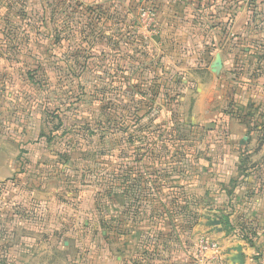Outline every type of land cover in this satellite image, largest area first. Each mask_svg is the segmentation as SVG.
Masks as SVG:
<instances>
[{
  "label": "rangeland",
  "instance_id": "rangeland-1",
  "mask_svg": "<svg viewBox=\"0 0 264 264\" xmlns=\"http://www.w3.org/2000/svg\"><path fill=\"white\" fill-rule=\"evenodd\" d=\"M175 4L171 0H0V264H64L72 251L90 246L103 250V239L117 236L101 221L118 220V225L111 222L117 226L114 230L132 235L131 219L143 221L150 214L145 212L150 203L136 200L142 190L124 189L134 177V168L142 166L141 171L150 174L158 164L152 169L146 160L133 163V147H127L120 160L109 154L116 148L113 135L120 120L132 130H141L143 139L136 146H145L152 136L161 146L174 132L168 128L174 116L178 124L195 128L205 145L202 162L207 161V142L216 140L212 125L217 129L222 124L221 109L199 121L195 110L201 88L208 86L212 52L204 46L211 20H186L181 15L184 4ZM170 11L179 12V20ZM144 13L154 17L152 26ZM121 19L125 26L130 24L129 29L121 30ZM174 21L195 22L193 35L176 32ZM133 29L141 39L126 35ZM132 41L139 43L134 45L137 49L125 47ZM235 52L225 50L226 61L231 59L227 80L219 77L225 110L234 87L246 89L248 78L264 88V50L249 49L238 56ZM96 95L105 96V102L98 104ZM46 112H57L65 122L53 134L58 119L52 120ZM102 123L107 130L103 142L97 137ZM154 154L165 153L157 147ZM118 175L126 184L122 190H102L103 185L115 187ZM211 175L202 181L213 184ZM199 185L200 181L194 187ZM135 207L142 214L135 215ZM204 234L215 237L209 230L177 238L183 241L186 236L192 251Z\"/></svg>",
  "mask_w": 264,
  "mask_h": 264
},
{
  "label": "crops",
  "instance_id": "crops-1",
  "mask_svg": "<svg viewBox=\"0 0 264 264\" xmlns=\"http://www.w3.org/2000/svg\"><path fill=\"white\" fill-rule=\"evenodd\" d=\"M171 1L177 6L184 4L181 15L186 20L211 19L206 29L210 31L207 32L204 46L206 51L212 52L205 80L208 86L201 88L195 110L199 111L196 117L198 121L219 113L217 108L222 110L219 114L221 117L227 108L224 106L225 91L219 79L227 78L225 70L231 62V59L226 61L224 52L238 42V48L248 44L252 49L264 50V22L259 25L257 22L250 24L253 15H257L258 19L264 17V0ZM256 2L260 5L255 11L252 4ZM198 3H208V9L202 10ZM225 4L226 11L217 9H223ZM211 7L213 10H210ZM178 14L175 11L169 13L175 20H179ZM180 23L174 21L176 32L182 30L187 34L189 31L188 34L193 35L195 22ZM261 37L262 42H259ZM218 56L221 57L222 68L214 72L213 65ZM257 82L248 78L246 89L242 86L234 87L229 97L233 102V114L231 117L226 115V123L221 129L212 125L215 129L212 134L216 140L212 144L211 141L207 142V161L201 165L200 185L185 190L188 195L195 197L198 211L203 217L199 225L183 235L187 234L188 239L196 232L199 234L213 230L224 251L223 259L218 264H235L232 258L236 254L234 248L238 245L243 248L244 264H264V258H257L264 256V88ZM210 173L215 178L213 184H208L209 180L202 181ZM211 219L220 222L218 228L222 229L221 233L209 226ZM154 222V219L141 221L138 218L133 222L132 235L128 233L105 237L103 250L90 246L86 250L72 251L64 264H191L193 250L188 243L186 245V236L178 242L171 239L170 234L165 237L156 236L157 231L152 228ZM241 238L251 239L255 247H250Z\"/></svg>",
  "mask_w": 264,
  "mask_h": 264
},
{
  "label": "trees",
  "instance_id": "trees-1",
  "mask_svg": "<svg viewBox=\"0 0 264 264\" xmlns=\"http://www.w3.org/2000/svg\"><path fill=\"white\" fill-rule=\"evenodd\" d=\"M207 5L209 4L198 3V6L202 10H207ZM252 5V8L255 10L260 4L256 2ZM222 7L223 9H221L220 7H218L217 9L219 11L227 10L226 4ZM255 11L254 13H256ZM103 15L104 14H100L99 16L103 17ZM258 20H262V22H264V17H260L258 19L257 15H253L250 18V24H253ZM121 23V30L130 28V24H128L129 26H125V19H121ZM112 24L113 23L111 22L110 29L112 28V26H114V24ZM208 30L210 31V29ZM136 33L137 31L133 29L132 32H128L126 35L132 38L134 35H136ZM137 37L141 39L140 36ZM238 43H236V45L233 47L234 49H236V52L234 54L236 56H238L240 52L243 53V51L245 50L252 49L247 45H245L246 48H244V44H242L241 48H238ZM135 44L139 43H137V41H132L127 43L125 47H127L128 49H137L134 47ZM238 67H240V65H238ZM32 80L35 81L34 78H32ZM38 81L42 82V80ZM111 87L116 89V86L114 87V84H112ZM136 88L137 87L135 86V89ZM98 98L99 96L96 95L95 100L98 102V104H100L101 102H105V96L99 99ZM231 100L232 99L230 98V101ZM229 103L230 105L228 106V110L225 111L224 115L221 116L222 124H219L217 129H221L225 125L226 115H229L231 117V115L233 114V102L231 101ZM120 107H122V105H119V108ZM46 114L52 120L54 117L55 119H58V125L53 128V130L51 131L52 134L55 131H59L64 126L65 122L61 117H59L60 114H58L57 112H54L53 115L50 112H46ZM75 117H78L79 120L82 118V116H79L78 114ZM125 117L126 116H124V118ZM170 117V121H173V123L171 124L173 125L169 126L168 128H172L174 132L170 135V138L166 139L165 142H162V144H160L161 146H158L155 143V140L157 139L156 136H152L151 138H153V140H151V142H146L145 146H136L137 141L143 139L141 130H139V128L132 130V128L126 124L127 122L120 120L117 123L118 126L117 129L114 130L115 133L113 135L114 137H116V143L114 144V148H116L109 152V154L114 153L112 155H117L116 159L120 160L125 157V149L127 147H133V153L130 156L133 160V163H141V161L146 160L147 162H150V164L153 166L152 169H154V165L157 162L158 166H155V168L158 167V170H154V172L150 174L147 173L148 171L142 172V166L140 168H138V166L134 168V177L130 180V184L128 185V187L124 190H142L140 194L137 195L136 200L141 203H150L148 206H145L146 214L148 212L150 214H148L144 218V220H155L152 228L157 231V233L155 234L156 236L165 237V235L170 234L169 237L171 239H174L175 235L176 239L174 240L178 241L179 238L177 237L180 234L183 235L185 233H190L197 225L200 224V219L203 217V215H201L198 211V203L195 197L193 195H188L185 191L190 190L191 186H194L195 183L201 180V141L197 138V133L195 132V128L192 125L178 124L179 122H175L174 116ZM116 120L119 119L116 118ZM174 122L176 124H174ZM89 126L90 124H85L86 128H88ZM88 133H91L92 136L94 135L89 130ZM106 133L107 130L105 128V124L102 123L98 131V139L101 138L103 142L104 135H106ZM148 140H150V137ZM157 147L159 150H163L165 154L155 155L154 150ZM144 148H146V151H143ZM167 154L169 155L168 159ZM101 155L103 157L106 156L104 152H102ZM116 181L118 182H116L115 187L107 189V186L103 185L102 190H122V188L126 185L125 182H123V176L118 175ZM125 181H127V179ZM147 190H149V194H146ZM164 190L168 193V195L171 194V196H167V194L163 192ZM142 209H144V207ZM142 211L143 210L138 209V207H135L134 213L135 215H139L140 212L142 214ZM136 219L138 220V218H132L131 221L135 222ZM110 221L118 225V220ZM111 222L107 221V225L104 221H101V224H103L104 228H109L113 230V232L116 231L115 234L119 235V232L117 230H114V228H117V226L113 225V223ZM241 239L245 240L250 247H255V244L251 239Z\"/></svg>",
  "mask_w": 264,
  "mask_h": 264
},
{
  "label": "built area",
  "instance_id": "built-area-1",
  "mask_svg": "<svg viewBox=\"0 0 264 264\" xmlns=\"http://www.w3.org/2000/svg\"><path fill=\"white\" fill-rule=\"evenodd\" d=\"M150 19V25L154 23V17L145 14ZM220 242L209 234L200 236L191 253L192 264H218L224 256Z\"/></svg>",
  "mask_w": 264,
  "mask_h": 264
},
{
  "label": "water",
  "instance_id": "water-1",
  "mask_svg": "<svg viewBox=\"0 0 264 264\" xmlns=\"http://www.w3.org/2000/svg\"><path fill=\"white\" fill-rule=\"evenodd\" d=\"M222 68V61H221V57L218 56L216 59V62L213 65V71L215 72L217 69H221ZM209 226L217 229L218 232H222V229L218 228L220 226V222L218 220L215 219H211L209 220ZM235 251V255L232 258V261L235 264H244L243 261V248L241 245H238L236 248H234Z\"/></svg>",
  "mask_w": 264,
  "mask_h": 264
}]
</instances>
